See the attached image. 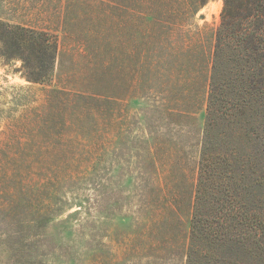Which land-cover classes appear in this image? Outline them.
I'll return each instance as SVG.
<instances>
[{
    "label": "rangeland",
    "instance_id": "rangeland-1",
    "mask_svg": "<svg viewBox=\"0 0 264 264\" xmlns=\"http://www.w3.org/2000/svg\"><path fill=\"white\" fill-rule=\"evenodd\" d=\"M79 1L0 0V264H264V228L192 232L213 213L194 199L223 0L132 2L153 29L123 26L112 0ZM25 29L55 47L17 51ZM122 45L147 52L142 64ZM243 120L212 130L225 145L210 155L240 147L249 127L264 135L258 116ZM256 171L238 184L263 224Z\"/></svg>",
    "mask_w": 264,
    "mask_h": 264
},
{
    "label": "trees",
    "instance_id": "trees-1",
    "mask_svg": "<svg viewBox=\"0 0 264 264\" xmlns=\"http://www.w3.org/2000/svg\"><path fill=\"white\" fill-rule=\"evenodd\" d=\"M205 1L202 0V3ZM132 2L135 3L133 7L145 9L151 5L152 0L110 2L111 6L123 8L119 12L120 17L124 19L121 21L122 25L125 26L126 20L138 19L145 20L144 24H147L149 29L156 27L154 23H150L153 16L149 12L140 11L137 16L132 13ZM73 3L80 1L64 0L66 8ZM112 15L116 17V14ZM220 16V23L212 34L205 132L198 158L194 199L196 211L201 212L202 207H211L213 213L210 217L209 214L206 217L194 215L192 223L193 234L195 229L201 226L202 231L217 240H221V235L228 233L223 230L219 232L217 226L220 229L227 221L249 227L251 231L256 232L259 229V235L264 228V223L258 220L255 208L248 198L249 183L238 184L245 175L243 172L247 173V170L254 166L257 170L255 174H258L253 177L252 182L264 184V135H259L261 131L257 128L249 127L243 132L244 135L242 134L244 140L240 147L226 146L222 156L209 154L212 151L210 147L220 143L225 145L211 133L216 127L233 123L235 125L239 122L236 121L237 117L244 119L243 121L246 119L245 123H253L257 116L261 125H264V0H223ZM128 25L127 29L131 26ZM6 29L3 28V32L8 34L13 31L8 26ZM23 33H16L17 40H14L13 44L17 51L24 49V45L34 43L38 44L36 51L55 47L51 42L43 40L41 31L25 29ZM196 41L201 42L199 37ZM122 47L125 49L122 50L123 54L133 53L139 64H142L147 52H139L138 49L132 52L129 45ZM237 189L242 191L238 193ZM214 213L217 216H214ZM220 218L223 219L222 223ZM229 225L226 224L225 229ZM197 262V259L193 260L188 254L187 264H198Z\"/></svg>",
    "mask_w": 264,
    "mask_h": 264
}]
</instances>
